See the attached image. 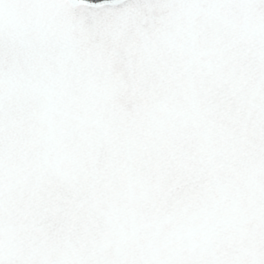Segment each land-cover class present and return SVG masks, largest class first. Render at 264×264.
<instances>
[{
	"label": "snow or ice",
	"instance_id": "obj_1",
	"mask_svg": "<svg viewBox=\"0 0 264 264\" xmlns=\"http://www.w3.org/2000/svg\"><path fill=\"white\" fill-rule=\"evenodd\" d=\"M0 264H264V0H0Z\"/></svg>",
	"mask_w": 264,
	"mask_h": 264
}]
</instances>
